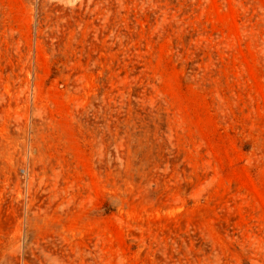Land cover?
I'll return each mask as SVG.
<instances>
[{"label":"rangeland","instance_id":"obj_1","mask_svg":"<svg viewBox=\"0 0 264 264\" xmlns=\"http://www.w3.org/2000/svg\"><path fill=\"white\" fill-rule=\"evenodd\" d=\"M0 264H264V0H0Z\"/></svg>","mask_w":264,"mask_h":264}]
</instances>
